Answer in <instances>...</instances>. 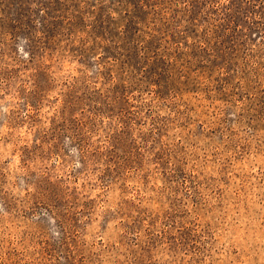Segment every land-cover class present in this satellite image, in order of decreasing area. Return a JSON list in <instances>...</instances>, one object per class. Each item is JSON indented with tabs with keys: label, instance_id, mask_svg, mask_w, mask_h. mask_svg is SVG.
I'll list each match as a JSON object with an SVG mask.
<instances>
[{
	"label": "rangeland",
	"instance_id": "374dc122",
	"mask_svg": "<svg viewBox=\"0 0 264 264\" xmlns=\"http://www.w3.org/2000/svg\"><path fill=\"white\" fill-rule=\"evenodd\" d=\"M0 264H264V0H0Z\"/></svg>",
	"mask_w": 264,
	"mask_h": 264
},
{
	"label": "trees",
	"instance_id": "16d2710c",
	"mask_svg": "<svg viewBox=\"0 0 264 264\" xmlns=\"http://www.w3.org/2000/svg\"><path fill=\"white\" fill-rule=\"evenodd\" d=\"M131 11H133V10H131ZM75 12H78V14H84V12L83 11H81V10H77V11H75ZM134 12V11H133ZM78 16V15H77ZM76 17V16H75ZM136 17L139 19V18H141L140 17V15H136ZM117 26L118 25H116V29H117ZM125 32H124V29L123 30H118V31H114L113 32V36L114 37H116L117 39H120V40H122V41H124V39H125V34H124ZM121 48H122V46H121ZM124 54V53H123ZM121 57H118L117 55H116V59L117 60H119Z\"/></svg>",
	"mask_w": 264,
	"mask_h": 264
}]
</instances>
